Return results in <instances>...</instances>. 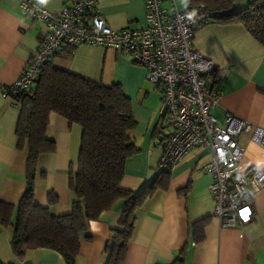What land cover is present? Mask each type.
<instances>
[{
	"label": "crops",
	"instance_id": "obj_1",
	"mask_svg": "<svg viewBox=\"0 0 264 264\" xmlns=\"http://www.w3.org/2000/svg\"><path fill=\"white\" fill-rule=\"evenodd\" d=\"M34 1L49 11L59 12L72 0ZM248 1L233 0L232 7L243 9ZM20 3L21 0H0V87L17 79L45 31ZM191 4L190 0H175L180 10ZM98 6L113 29L136 28L144 23V0H98ZM162 6L169 12L173 10L169 0H163ZM193 45L214 63L212 77L219 91V104L212 114L217 123L221 125L225 115L231 113L264 128V46L240 23L210 21L195 28ZM49 62L105 85L120 84L131 100L135 127L129 131V137L138 148L125 161L120 185L138 191L159 171L158 142L166 129L153 91L157 88L147 83L140 65L109 47L79 43L68 51L64 45ZM18 116L19 104L0 93V200L13 204L18 203L26 188L27 151L16 147ZM46 134L55 141V151L37 158L33 199L35 204L46 206L52 192L57 201L50 207L51 212L65 214L72 200L67 170L78 158L81 128L51 112ZM236 139L245 149L240 162L242 171L246 172L252 162L264 163V149L253 143L248 134H240ZM210 157L206 147H194L169 171L168 187L144 200L135 212L134 228L122 264H168L181 250L186 252L184 264H264V187L252 194L249 222L221 225L213 216L211 176L206 171ZM124 204L123 199L116 200L89 222L88 237L80 239L75 264H106V244L114 231L121 228L118 220ZM202 219H206L203 238L196 240L192 227ZM12 230L11 226L0 225L2 264H65L57 251L44 247L26 249L21 258L16 257L10 246Z\"/></svg>",
	"mask_w": 264,
	"mask_h": 264
},
{
	"label": "trees",
	"instance_id": "obj_2",
	"mask_svg": "<svg viewBox=\"0 0 264 264\" xmlns=\"http://www.w3.org/2000/svg\"><path fill=\"white\" fill-rule=\"evenodd\" d=\"M190 1L208 12V21L240 23L264 46V0H249L240 10L233 9V0ZM67 47L70 51L73 46ZM49 60L40 68L33 85L18 99H11L19 104L16 147L27 151L26 188L17 204L0 200V225L12 227L10 246L16 257L21 258L26 249L44 247L57 251L65 264H75L89 222L123 199L118 220L121 228L106 244V264H122L136 210L157 190L168 187L170 173L159 169L136 192L121 187L125 161L138 150L129 137L135 127L131 100L118 83L105 85L54 67ZM51 112L81 128L78 158L67 170L71 207L69 212L57 215L50 210L57 201L56 194H48L46 206L35 204L33 199L37 158L55 151V141L46 134ZM205 223L202 219L193 224L196 240L203 238ZM185 261L186 252L181 250L168 264Z\"/></svg>",
	"mask_w": 264,
	"mask_h": 264
},
{
	"label": "built area",
	"instance_id": "obj_3",
	"mask_svg": "<svg viewBox=\"0 0 264 264\" xmlns=\"http://www.w3.org/2000/svg\"><path fill=\"white\" fill-rule=\"evenodd\" d=\"M163 0H144V23L136 28H111L98 0H72L59 12L41 7L34 0H21V7L45 28L42 41L13 82L0 87L5 99H18L26 92L43 64L64 45L79 43L113 48L128 55L144 70L145 80L160 91L159 117L166 129L158 142V168L172 170L194 147H206L210 160L209 191L214 199L213 216L223 226L251 220L252 194L264 187V163L240 168L245 149L237 137L248 134L264 149V128L227 113L219 125L212 114L219 91L212 77L213 61L193 45L195 28L208 22L201 5L169 12Z\"/></svg>",
	"mask_w": 264,
	"mask_h": 264
},
{
	"label": "rangeland",
	"instance_id": "obj_4",
	"mask_svg": "<svg viewBox=\"0 0 264 264\" xmlns=\"http://www.w3.org/2000/svg\"><path fill=\"white\" fill-rule=\"evenodd\" d=\"M148 83V82H147ZM151 86V88H153V89H155L152 85H150ZM154 92H155V96L157 97V100H158V106H157V108H158V111H159V106H160V100H159V97H161V95H160V93H159V91L157 90V89H155V90H153ZM153 95H151V99H153Z\"/></svg>",
	"mask_w": 264,
	"mask_h": 264
}]
</instances>
